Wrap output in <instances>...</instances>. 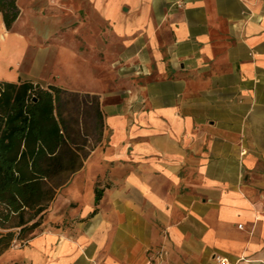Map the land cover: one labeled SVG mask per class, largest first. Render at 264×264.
<instances>
[{
	"label": "crops",
	"instance_id": "crops-1",
	"mask_svg": "<svg viewBox=\"0 0 264 264\" xmlns=\"http://www.w3.org/2000/svg\"><path fill=\"white\" fill-rule=\"evenodd\" d=\"M62 1L63 19L35 5L25 29L0 13V55L19 47L0 80L99 95L101 50L138 85L102 94L70 224L34 236L32 262L148 264L162 248L163 264H264V0Z\"/></svg>",
	"mask_w": 264,
	"mask_h": 264
},
{
	"label": "trees",
	"instance_id": "trees-1",
	"mask_svg": "<svg viewBox=\"0 0 264 264\" xmlns=\"http://www.w3.org/2000/svg\"><path fill=\"white\" fill-rule=\"evenodd\" d=\"M18 1L0 0L9 30L21 14ZM80 111L94 114L100 123L89 149L82 141ZM104 126L98 94L0 80V255L41 225L58 189L102 141ZM102 195L97 187L96 203Z\"/></svg>",
	"mask_w": 264,
	"mask_h": 264
},
{
	"label": "rangeland",
	"instance_id": "rangeland-1",
	"mask_svg": "<svg viewBox=\"0 0 264 264\" xmlns=\"http://www.w3.org/2000/svg\"><path fill=\"white\" fill-rule=\"evenodd\" d=\"M33 2L32 0H19V6L21 8V18L17 22L15 29L20 28V29H25L26 27V21L28 20V15L32 12L34 6L36 5L37 7L39 6V9L42 15L46 14V16H51L56 19H60L61 17L64 16V10L61 11L60 8H65V11H69L68 7L66 8L65 5L63 4L62 0H49L48 5H47V0H35ZM71 6H73V2H71ZM35 6V7H36ZM42 6V7H41ZM84 16V14H83ZM85 18V17H83ZM63 19V18H61ZM29 23V21L27 22ZM31 24V23H30ZM68 25V27H67ZM66 27L65 26H60L59 29H72L74 28V22L73 19L68 21ZM14 28V26H13ZM30 28V27H29ZM99 29H112V27L107 24L99 21ZM106 52L100 50V57L102 59V62L100 66H103V68H100V75H99V90H100V103L101 106L103 104V99H102V94H107L108 91H112L113 89L115 90H122L125 92L130 93L129 90L133 88H137L138 85V76H133L129 75L126 76L124 71L121 70V67L117 64V61L110 62L108 61V65L104 66V63L107 62L106 60ZM40 69V68H39ZM40 71V70H39ZM39 71L34 70V74L37 75L40 73ZM44 86H47L46 83H43ZM81 93H85L81 91ZM127 94V93H126ZM109 100H115L114 98H109ZM82 111V110H81ZM80 111V117H81V126L82 127V141L86 142L87 146L86 149H89L90 147L93 146V144L96 142L97 137L99 136V133L97 132V129H95L96 126H98L99 120L97 117H95L94 114L88 115L87 113H83ZM83 122V123H82ZM105 123V119H104ZM105 130V128H104ZM103 138H104V131H103ZM102 140L104 141V139ZM100 143H97L98 147ZM78 172V171H77ZM75 172L73 175H71L70 180L64 184L61 188L58 189L57 194L53 201L50 203L48 209L45 211L42 223L41 225L35 229L32 233L28 234V236L24 240H14L12 243V246L7 249L4 253L0 255V264H34L32 262V258L27 255V250L30 248L31 240L34 236L44 234L47 230H55V232L59 231L62 227H67L69 226L70 223L68 222H61L59 221V216L65 212V210L68 208V191L70 189V182L74 179L75 175L77 174ZM71 206V205H70ZM52 208V211L54 215L52 216L53 218H50V208Z\"/></svg>",
	"mask_w": 264,
	"mask_h": 264
},
{
	"label": "bare ground",
	"instance_id": "bare-ground-1",
	"mask_svg": "<svg viewBox=\"0 0 264 264\" xmlns=\"http://www.w3.org/2000/svg\"><path fill=\"white\" fill-rule=\"evenodd\" d=\"M0 39L2 37L0 36ZM19 52V47H16V51H9L8 49H5V52H3L0 55V78L2 77H12L13 73L8 71L7 62L10 61V59L14 58L16 53ZM43 237H40L37 239V242L42 241Z\"/></svg>",
	"mask_w": 264,
	"mask_h": 264
},
{
	"label": "built area",
	"instance_id": "built-area-1",
	"mask_svg": "<svg viewBox=\"0 0 264 264\" xmlns=\"http://www.w3.org/2000/svg\"><path fill=\"white\" fill-rule=\"evenodd\" d=\"M150 260L148 262V264H163L164 258L167 254V252L164 249H157L155 251H151L150 252ZM218 261L219 264H230L229 260L227 257H221L218 256Z\"/></svg>",
	"mask_w": 264,
	"mask_h": 264
}]
</instances>
